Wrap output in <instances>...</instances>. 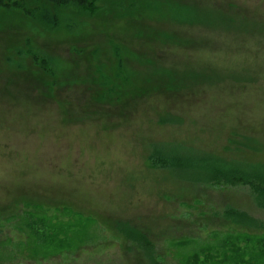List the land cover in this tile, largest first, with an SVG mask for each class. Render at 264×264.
<instances>
[{"label":"rangeland","instance_id":"obj_1","mask_svg":"<svg viewBox=\"0 0 264 264\" xmlns=\"http://www.w3.org/2000/svg\"><path fill=\"white\" fill-rule=\"evenodd\" d=\"M25 1L28 10L0 13V232L16 235L10 215L27 206L66 222L80 212L106 230L80 252L16 264H148L114 231L121 222L146 233L165 264H264L251 256L264 229L223 216L234 208L264 223L247 189L182 182L148 162L158 144L264 164V0H94L97 16L64 8L48 32L28 12L48 5ZM173 6L182 24L157 20ZM152 29L178 44L148 43ZM113 38H144L129 43L148 60L133 64L137 76L151 85L174 74L178 88L132 101V83L111 96L116 75L102 67ZM100 77L105 106L89 94Z\"/></svg>","mask_w":264,"mask_h":264},{"label":"trees","instance_id":"obj_2","mask_svg":"<svg viewBox=\"0 0 264 264\" xmlns=\"http://www.w3.org/2000/svg\"><path fill=\"white\" fill-rule=\"evenodd\" d=\"M36 1L46 3L48 6L44 5L45 7L42 11L28 12L31 17L34 20L36 19L35 21L40 24L37 26H40L45 31L47 29V32L49 30H57L61 26L62 23L59 13L64 8H74L78 12L74 14L90 16L92 18L98 14L94 0ZM50 5H52L54 14L51 13L52 9ZM26 7L27 2L25 0H0V13L2 11L12 13L14 11L28 10ZM171 9V12L169 11L167 14L160 15L157 20L164 22L173 21L174 23L182 24L177 20L178 18L174 17L181 13L180 8L173 6ZM46 11L50 12V19L46 18ZM120 17L117 19L119 20ZM129 31L131 32V30ZM151 31H156V34L153 38H148L150 41L147 40L148 43H156L158 46L178 44V40L175 39L174 36L168 37L169 35L158 32V29H152ZM108 33L110 36V32ZM139 39L144 40V38L126 39L121 41L123 44L120 43L119 46H115V39L113 38V40L109 41L108 45H106V54L104 56L106 60H108V63L103 64L102 69L107 72L110 66L113 69L112 75H116V83H113V79L109 80L112 81L111 83L108 81L105 82L110 95L117 88V92H121L123 98L127 97L132 88V83L135 85L138 84L137 89L131 93L132 98L130 99L132 101L144 97L147 92L150 94L152 92L156 93V91H170L178 88L174 86L177 80H175L174 74L171 76L169 75L171 73L169 70H163L167 71L165 73L169 75V78L165 80L160 77L159 81H153L154 83L151 85L152 78L150 75H147L146 78L148 79H141L137 76L133 64L137 62L142 65L144 63L147 64L148 61L146 56L138 55V50L135 49L136 53L129 44L131 42H136V44H138ZM157 43H160V45ZM32 57L34 62H40L44 69L48 66L51 67L49 59L48 61L46 58L39 57L41 59L38 60L35 54H32ZM129 60H133L132 63L128 62ZM92 79L93 81L88 79V83L91 85V91L88 92L92 100L97 102L96 105H108L107 101H112L109 96H107L106 93L100 96L101 91L95 89L96 86L104 82L103 79L101 77L99 80ZM117 82L119 84H117ZM82 83L84 84V82ZM186 86L187 84H183L182 88ZM88 104H91V102H88ZM177 148L178 147L175 148L166 145H154L151 148L148 159L150 166L154 169L170 171V173L180 181L190 184L207 185L215 188L228 187L247 189L252 196L255 206L264 211V164H251L239 160H230L214 153L206 154L202 152L198 154L186 148H184V152L188 155L182 156ZM223 216L234 226L264 229V223H260L247 213L234 208H226ZM10 217L14 220V224H11V227L17 231L12 228L10 229L15 231L16 235L19 232L18 234L23 235L24 239H19L15 233L10 231L6 232V234L0 232V264H16L22 257L36 261L48 260L56 256L61 257L68 251L77 253L88 245V240L86 238L90 235L91 231V236L95 239H99L100 242L103 241L105 236L106 228L102 227L99 220L90 216L87 217L80 212L77 213L76 216L70 217V220L66 222V220L50 217L39 207L27 206L21 212H16L10 215ZM115 225L114 231L117 232L118 236L123 239L125 243L127 242L133 245L132 247L134 250L142 252L148 264H165L157 258L156 247L146 233L129 224L126 225V222L116 223ZM69 226L73 227L70 228L72 230L63 231V228ZM3 237L6 240H3ZM258 247L260 253L251 256L257 260L264 259V243H260ZM234 249L237 250L236 247H234ZM195 258H197V256ZM238 261L243 262L240 260Z\"/></svg>","mask_w":264,"mask_h":264}]
</instances>
